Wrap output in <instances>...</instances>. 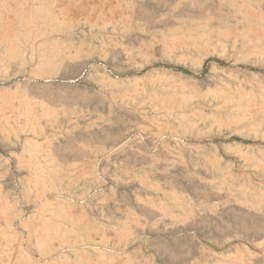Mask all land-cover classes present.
<instances>
[{
    "label": "rangeland",
    "instance_id": "obj_1",
    "mask_svg": "<svg viewBox=\"0 0 264 264\" xmlns=\"http://www.w3.org/2000/svg\"><path fill=\"white\" fill-rule=\"evenodd\" d=\"M0 264H264V0H0Z\"/></svg>",
    "mask_w": 264,
    "mask_h": 264
},
{
    "label": "trees",
    "instance_id": "obj_2",
    "mask_svg": "<svg viewBox=\"0 0 264 264\" xmlns=\"http://www.w3.org/2000/svg\"><path fill=\"white\" fill-rule=\"evenodd\" d=\"M210 61H214V62H216V63H218V64H223L222 61H220V60H218V59H216V58H214V59H210V60L206 61V64L204 65V69L206 68L208 62H210ZM167 67H169V68H171V69H173V70H176V71H179V72L185 73V74H192V75H193V72H190L189 70H187V69H185V68H182V67H180V66L168 65Z\"/></svg>",
    "mask_w": 264,
    "mask_h": 264
}]
</instances>
